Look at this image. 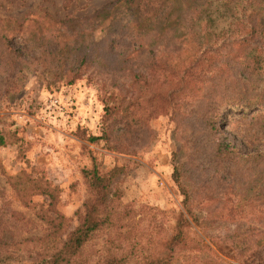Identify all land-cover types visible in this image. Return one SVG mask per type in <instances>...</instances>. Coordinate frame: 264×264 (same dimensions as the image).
I'll return each instance as SVG.
<instances>
[{
	"label": "rangeland",
	"instance_id": "obj_1",
	"mask_svg": "<svg viewBox=\"0 0 264 264\" xmlns=\"http://www.w3.org/2000/svg\"><path fill=\"white\" fill-rule=\"evenodd\" d=\"M118 3L116 0H0V20L6 24L21 23L45 13L54 19H80L108 7L101 21H90V25L83 22V29L89 26L86 40H97L105 31H116L118 24L135 15L147 21L153 8L151 4H141L138 15ZM262 9L264 17V3ZM200 13L212 30L226 26L235 15L221 0H209ZM172 28L168 43L172 48L182 49L187 44L188 30L178 25ZM17 35L22 37L21 32ZM142 63L133 70H141ZM15 72L12 83L10 80L5 83V74L0 73V130L9 141L0 146V237L16 242V247L10 249L16 256L15 264H31L58 248L76 226L89 195L82 170L90 165L91 157L103 169L120 167L110 182L108 204L123 213L119 222L123 225L120 230L123 243L128 237L129 242L134 241L133 231L141 235L137 247L142 244L146 247L147 239H154L158 230L168 227L172 222L170 210L182 209L181 196L170 178L173 162L180 164L186 174L185 184L195 179L210 181L209 152L206 144H201L204 135L194 122L190 96L178 115L157 114L144 131H130L125 138L121 126L109 131L105 125L104 106L112 105L109 101L112 90L103 87L95 74L66 84L56 68H44L36 62L21 63ZM107 73V80L116 87L124 82L126 73ZM53 98L58 102L57 108L49 106ZM200 100L208 104L207 100ZM203 104L199 103V107ZM255 114L232 112L221 116L219 132L238 153L246 155L264 147L262 134L250 125L255 123ZM102 129L107 131L106 137L89 139L100 135ZM193 144L199 147L195 151L190 149ZM188 149L194 156L189 155ZM223 171L206 199L217 200L215 204L221 205L223 212L231 213L235 225L259 230L250 236L253 239L240 237L255 244L256 257L251 264H264V194L258 193L255 201L245 181ZM258 200L259 207L255 203ZM201 202L195 213L201 220L206 218L211 222L197 225L182 210L190 225L189 233L199 236L224 262L239 264L217 251L208 238L216 234L223 238L236 237V230L235 234L231 232L234 224L208 216L205 209L209 202ZM127 227L131 232H125ZM113 233L102 230L89 239L82 247L84 264H92L101 257L105 241ZM193 255L184 251L176 255L173 263L190 264Z\"/></svg>",
	"mask_w": 264,
	"mask_h": 264
},
{
	"label": "trees",
	"instance_id": "obj_2",
	"mask_svg": "<svg viewBox=\"0 0 264 264\" xmlns=\"http://www.w3.org/2000/svg\"><path fill=\"white\" fill-rule=\"evenodd\" d=\"M116 1L118 6L134 10L138 15H141V4H151L153 8L147 21L135 15L126 19V23L118 24L116 31H105L97 40H86L89 26L83 29V22L90 25V21H101L108 7L80 19H54L45 13L21 23L6 24L0 20V73L5 74L4 82L12 83L15 68L20 69L21 63L30 62L56 68L66 84L95 74L103 87L112 90L109 98L112 105L104 106L105 125L109 131L121 126L125 138L130 131H144L157 114L178 115L190 96L194 122L204 135L201 144H206L209 152L211 179L208 182L195 179L185 184L186 174L180 164L173 162L170 178L181 196L182 209L170 210L172 222L168 227L158 230L154 239H147L146 247L143 244L137 247L141 235L133 231L134 241L129 242L128 237L123 243L120 231L123 225H119L123 213L108 204L110 182L120 167L113 165L103 169L91 157L90 165L82 170L89 195L78 223L58 248L31 264H84L82 247L102 230L114 233L105 241L101 257L92 264H174L176 255L184 251L194 254L190 264H230L221 260L199 236L189 233L190 225L182 210L195 224L204 221L207 225L211 221L201 220L195 209L201 201H208L209 207L205 209L208 216L234 224L231 213L223 212L221 205L215 204L217 200L206 199L221 179L219 172L223 170L245 181L254 199L258 193L264 194V147L244 155L236 152L219 132L222 115L256 113L253 115L255 123L250 125L264 138L261 131H264V0H221L235 15L217 30H212L208 21L200 17L209 0ZM177 25L188 30L187 44L182 49L172 48L168 43L173 35L172 27ZM19 32L21 38L17 35ZM140 61L143 68L133 70ZM107 72L126 73L124 82L116 87L107 80ZM199 88L203 89L197 92ZM200 99L207 100L208 104ZM201 102L204 103L202 108L199 107ZM101 132L89 139L106 137L107 131L102 129ZM8 142L0 130V146ZM197 147L193 144L190 149L195 151ZM190 149L189 155L194 156ZM34 186L35 183L30 188L33 190ZM255 203L259 207V200ZM125 209L129 212L126 206ZM235 230L238 237L223 238L216 234L209 235V241L217 251L239 264H251L256 257L255 244L240 236L251 238L259 230L234 224L231 232L235 234ZM125 232H131L130 228ZM42 239L44 237L37 241ZM15 247L16 242L0 237V264H15L16 256L10 252Z\"/></svg>",
	"mask_w": 264,
	"mask_h": 264
},
{
	"label": "built area",
	"instance_id": "obj_3",
	"mask_svg": "<svg viewBox=\"0 0 264 264\" xmlns=\"http://www.w3.org/2000/svg\"><path fill=\"white\" fill-rule=\"evenodd\" d=\"M49 104H50L49 106H51L53 108H57L58 102L55 98H53V99L49 100ZM58 111H59V109H56V112H58Z\"/></svg>",
	"mask_w": 264,
	"mask_h": 264
}]
</instances>
